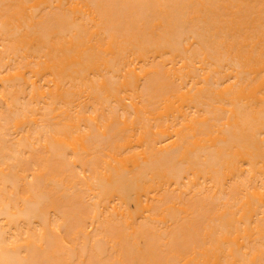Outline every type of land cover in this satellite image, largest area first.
<instances>
[{
    "label": "bare ground",
    "instance_id": "6f19581e",
    "mask_svg": "<svg viewBox=\"0 0 264 264\" xmlns=\"http://www.w3.org/2000/svg\"><path fill=\"white\" fill-rule=\"evenodd\" d=\"M0 264H264V0H0Z\"/></svg>",
    "mask_w": 264,
    "mask_h": 264
}]
</instances>
